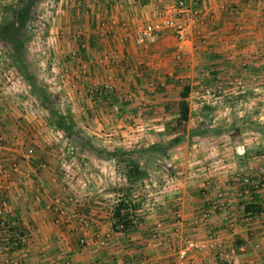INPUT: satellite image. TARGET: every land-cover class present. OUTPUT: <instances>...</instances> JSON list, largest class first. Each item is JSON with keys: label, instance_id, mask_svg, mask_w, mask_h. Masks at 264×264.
I'll list each match as a JSON object with an SVG mask.
<instances>
[{"label": "crops", "instance_id": "1", "mask_svg": "<svg viewBox=\"0 0 264 264\" xmlns=\"http://www.w3.org/2000/svg\"><path fill=\"white\" fill-rule=\"evenodd\" d=\"M186 1V37L164 28L149 45L136 26L181 21L175 0L54 2L53 87L71 132L29 109L0 63V162L18 164L0 175V264H223L225 252L264 264V186L241 183L264 165V0Z\"/></svg>", "mask_w": 264, "mask_h": 264}, {"label": "rangeland", "instance_id": "2", "mask_svg": "<svg viewBox=\"0 0 264 264\" xmlns=\"http://www.w3.org/2000/svg\"><path fill=\"white\" fill-rule=\"evenodd\" d=\"M23 1L27 2V0ZM33 1L34 2L30 10V17L25 25L22 39L17 41L21 58L15 53L11 56V50L9 51V49H7L5 45L0 41V51H2L4 54V57L0 59V63H2L3 68H6L7 66H13L12 68L15 71L16 79L19 81L21 79L24 86L23 88L20 87V90H24V88L27 89L28 94L33 98L32 102H30L31 104H28L27 107L35 113L40 114L46 112L47 114L45 115V118L46 122L48 123V111L39 103L38 99L33 94L31 85H34L37 88H45L47 93L52 98H54V106L59 111V113L62 115H67V117L69 115L67 104L60 106L58 102V94L59 92H61V89L58 90L57 87L56 89L53 87L54 73L52 70L53 60L51 56V43L47 40L48 27L51 23L52 13L54 10L53 5L56 0ZM22 4L23 2L17 0L14 5H18L19 7ZM3 7H5V5H0V14L4 11L3 10L1 12ZM8 15V13L4 14L5 17ZM75 35H78V33H76ZM8 51L10 52V54L8 53ZM22 66L23 70L21 69ZM26 77H29V81L26 80ZM22 93L24 92L21 91L20 94ZM68 120L72 128H74V122H72L69 117ZM52 127L55 128L54 126ZM57 137L60 138L59 135H57ZM64 150L65 151L63 152L65 153V157L67 158L70 154L66 152V148ZM131 220L132 219H130V221Z\"/></svg>", "mask_w": 264, "mask_h": 264}, {"label": "built area", "instance_id": "3", "mask_svg": "<svg viewBox=\"0 0 264 264\" xmlns=\"http://www.w3.org/2000/svg\"><path fill=\"white\" fill-rule=\"evenodd\" d=\"M177 13L181 15V21L176 20L174 17L166 16L160 19L157 22L153 23H140L136 26L135 29V42L141 45H149L156 42L159 32L164 28H170L173 30L175 35L178 39H184L186 37L185 29L188 26V24L194 19L195 15L197 14V11L195 9V6L192 4H188L186 0H175ZM198 4V3H196ZM192 5V6H191ZM12 72V71H11ZM11 72H9L7 75L8 77H11ZM112 86L110 83H103L101 90L99 89L98 92L111 90ZM204 96L206 97H213L212 101L215 102L214 96L212 90L207 89L204 92ZM0 144H5V139L2 134H0ZM25 154L27 157H30L33 154L32 148H27L25 151ZM61 160H64L65 153L61 151L59 153ZM18 164L13 161L11 162L10 166L8 168L4 167L3 163L0 162V175H5L8 173L9 170H17ZM259 179L257 181L252 180L249 176H244L241 180L242 185L245 188L250 189L251 186L253 187H261L264 186V165H261L258 171ZM7 201L4 193L0 191V223H4L3 214H4V208L6 207ZM84 226L88 225V222L83 220L82 221ZM120 228H123V225H119ZM21 240L20 236H16L15 240L13 242V245H19ZM84 242L83 240L81 241ZM195 247V243L188 242L185 247L181 248L178 252L179 257L184 258L187 255V252L189 248ZM223 264H239L238 258L236 255L233 254V252H225L222 255Z\"/></svg>", "mask_w": 264, "mask_h": 264}, {"label": "trees", "instance_id": "4", "mask_svg": "<svg viewBox=\"0 0 264 264\" xmlns=\"http://www.w3.org/2000/svg\"><path fill=\"white\" fill-rule=\"evenodd\" d=\"M23 4L18 7V5H10L2 8L0 14V41L5 45L10 52H8L11 56L12 54H16L20 57L19 46L17 44L18 40L22 39V34L25 29V25L30 17V10L33 4V0L23 1ZM8 13V16H4V14ZM21 51V49H20ZM21 58V57H20ZM22 61V59H21ZM22 63V62H21ZM23 70V66L21 67ZM29 77H26L28 80ZM32 92L38 99L39 103L48 111L47 120L49 124L54 126L55 128L62 129L66 132H71L72 126L69 123L67 115H62L54 106V98H52L45 88L43 87H35L31 85ZM181 116L182 118H186L187 113V105L185 102L180 104ZM248 207H246L247 209ZM118 225H123V228H127L132 226L130 219L127 217V214H120L118 216L117 222Z\"/></svg>", "mask_w": 264, "mask_h": 264}]
</instances>
